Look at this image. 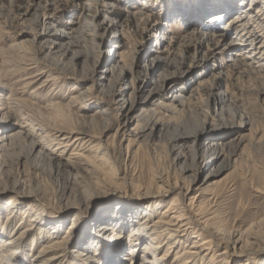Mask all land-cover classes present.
I'll return each instance as SVG.
<instances>
[{
  "label": "rangeland",
  "instance_id": "obj_1",
  "mask_svg": "<svg viewBox=\"0 0 264 264\" xmlns=\"http://www.w3.org/2000/svg\"><path fill=\"white\" fill-rule=\"evenodd\" d=\"M253 3L0 0V116H5L0 117V220L14 202V222L25 213L29 217L23 219L24 225L56 232V238L63 239L67 262L72 264V256L83 253L90 256L87 264H131L126 248L119 251L108 241L97 242L93 226L125 220L128 214L122 209L133 200L132 225H139L147 211L152 213L149 205L159 204L143 223L150 230L176 193L140 202L132 196L137 186L142 187L139 193L153 188L159 183L154 176L182 185L192 176L204 179L221 164L225 168L213 179L217 182L201 192L202 214L195 218L210 214L214 226L228 231L264 218V141L250 143L264 135V90L255 94L260 85L264 88V65L239 62L240 49L229 25L234 12H223L229 7L250 10ZM222 94L226 100L216 102L214 97ZM235 109L252 124L244 130L208 125L228 118ZM151 118L162 119L164 126L152 135L146 131L144 137L127 135ZM176 122L187 124L177 128ZM39 123L44 131H38ZM59 124L79 126L92 137L77 132L67 139L52 136V128ZM177 130L192 137L181 148L170 142ZM240 131L246 142L234 159L232 145ZM74 137L81 140L71 142ZM35 141L42 147L32 149ZM213 144L229 156L209 160ZM95 154L103 155V170L85 168L84 162ZM102 174L111 179H102ZM17 192H36L41 199L22 200ZM196 193L182 190L184 204ZM29 203L37 208L29 209ZM40 208L51 212V218ZM76 217L83 223L69 230ZM123 225L116 241L125 246ZM188 226L190 234L182 238L185 246L196 238L194 224ZM32 239L24 243V264L40 244L33 246ZM163 250L164 246L157 252ZM209 256L205 264H221ZM173 257L174 250L169 251L165 263ZM199 261L194 264H203Z\"/></svg>",
  "mask_w": 264,
  "mask_h": 264
},
{
  "label": "bare ground",
  "instance_id": "obj_2",
  "mask_svg": "<svg viewBox=\"0 0 264 264\" xmlns=\"http://www.w3.org/2000/svg\"><path fill=\"white\" fill-rule=\"evenodd\" d=\"M253 2V6L252 8H250V10H246L244 8L230 9L229 7L226 10L224 9L223 12H234V19H231L229 25L231 26V30H234L235 32L234 44L240 49V53H238L237 55L240 60L239 62L242 63L252 61L257 62V64L262 66L264 65V0H253ZM220 16V14L215 15L212 19H217L216 17ZM208 38L213 40L217 39L214 36L210 35L208 36ZM233 61L235 62L236 60L234 59ZM248 68L252 73H256L252 69V67L248 66ZM262 90H264V88H262L260 85L256 89L255 94L261 92ZM226 97V94H222L216 95L214 99L216 102H219L226 100ZM237 111L238 110L235 109L233 113L229 112L228 118H222V121L217 120L218 122L215 121L212 122V124L208 123V125L210 127H213L214 129L223 126H234L239 127V130H244V127L252 124V121H250L246 115L240 114ZM0 117L4 118L5 116L1 114ZM126 121L127 123H130L132 120L127 119ZM183 123L184 125L187 124V122ZM167 124L170 123L167 122ZM175 124L177 128H181V124H178V122H176ZM192 124L195 127L198 126V124H195V122H193ZM37 125L38 131L45 130L42 124L39 123ZM162 126H164V122L162 121V119H152V121L148 122L144 127H140L139 125L137 127L135 126L136 128L130 131L131 134L127 135L144 137V135H146L144 133L148 130L150 132V135H152L153 132L158 129V127ZM52 130L55 132V134L52 136L59 137L60 139H67L69 134L73 132H77L78 135H83L84 137H92L79 126L59 124L58 126L53 127ZM190 135L191 133L177 130L175 133H173L170 139L171 146H179L181 148L183 143L192 138ZM245 137L246 135L241 133V131L238 132V135L235 137L234 144L232 145V147H234V159L237 157V155L240 154V151H242L241 148L244 145L243 143L245 141ZM78 140H81V138L74 137L73 141L71 142H77ZM263 141L264 135H260V137L253 138V141L250 143L252 146H254ZM64 146H68L67 143H65ZM37 147H42V145L39 144L38 141L33 142L32 149ZM60 153L63 154L64 151H61ZM209 153L211 154V156H209L208 158L209 160L218 159L220 157L226 159V156H229V154L227 153H220V149L217 148L216 144H213L211 146ZM92 158V160L91 158H89V160L87 159V161L84 162L85 168H91L90 170H96V168H98L99 170H103L105 161L103 160V155L99 156V154H95V156H92ZM58 168L57 171L61 172L62 168ZM224 168V165L221 164L217 168L210 170L209 174L204 179H199L196 176H192L188 182L182 185L177 180L169 182L166 179H162L161 176H154V178L158 179L159 183L153 188L147 189L143 193H139L138 191L142 189V187L137 186V191H134L135 193L132 195L133 199L137 201H140L141 199H157V197L159 196L170 195L174 192L176 193V196L172 199L168 207L163 208L162 216L153 221V224H150V230H146L148 228V225L144 226L143 223L148 220V218H151L152 214L156 212V206H159V204L149 205L150 209H152V213L149 214L147 211L144 217L140 219L139 225H135L134 222L132 225V216L134 215V213L130 210V208L134 207L135 203L133 200H131L126 201L124 208L122 209L124 213L126 212L128 214H126L127 217H125V220L118 221L115 218V220H110L111 222L108 224L105 223L100 225V222L95 224V226H93V234L96 235L94 236V238L97 239V242L101 240L108 241V245H114L113 247H115V249H119V251H122L124 248H126L127 256L129 257V262L131 264H194V260L196 259H199L200 263L205 264L204 261L206 255H210L209 260H212V262H214L215 260L214 257H217L221 264H229V262L232 260L236 261L235 264H264V218L244 229L234 227V230L232 231H228L219 226H214L211 223V218H209L210 214H207L206 216L203 214V217H200L199 219L197 217V219L195 218V216L199 215V212H201L202 214V208L200 205L201 203L199 201L201 192H203L206 187L214 185L217 182L213 181V179L217 177L224 170ZM101 176L102 179H111L107 178L105 174H102ZM182 190H185L186 194H190L194 191L198 193L189 198L188 204H184L185 196L182 194ZM255 192L260 193L259 190H255ZM69 195L70 190L63 196L65 200H69ZM18 196L19 199L22 200L40 201L41 199L36 192H20L18 193ZM132 196H129V199ZM70 207L71 205L69 204L65 206L66 209H69ZM15 208L17 207L15 206L14 202H12L11 207L6 212V215L3 216L0 220V264L26 263L24 257V243L29 237L32 236L33 239L31 243L33 244V246L35 244L38 245V243L40 244L35 249V252L32 254L28 264H71L70 260L67 262L64 256L65 249H63V245L61 242V240L63 239L60 240V238H56V232L51 233L45 228H40L39 230L34 231L32 225H24L23 219L29 217V215L25 213H22V220L19 223H15L14 219L17 215L14 214ZM28 208L31 210H35V208L37 207L34 206L33 203H29ZM39 211L40 213L45 214L50 218L52 216V213L48 210L45 211V209L40 208ZM1 212L2 211H0V216H2ZM196 213L197 215H195ZM115 214H117V212ZM31 220L36 221L34 219ZM54 220L59 224L60 227V221H58L57 219ZM124 222L126 227L125 232L128 237L125 246L124 244H119L116 241L118 239L116 232H118L121 227L124 226ZM80 223H83L82 221H80V217H76L72 220V227H69V230H74V228H76V226ZM189 224H194L192 231L194 234L196 233V238L190 246H185V242L182 240V238L186 235L189 236ZM34 232H36V235L33 234ZM67 233H69V231H67ZM142 243H145L143 245L144 248L143 251H141V254L138 255V248ZM182 245H184V247L178 249ZM162 246H164V250L159 251L158 253L157 251ZM199 249H202V252L204 251V254L202 255L203 258L200 255L201 251ZM173 250L174 257L165 263V258L167 257L168 252ZM78 257L79 261L75 262L74 260H78ZM88 259H90V256L88 254L78 253L75 257L72 256V264H87L84 263V261ZM118 259L119 262H121L120 258Z\"/></svg>",
  "mask_w": 264,
  "mask_h": 264
}]
</instances>
